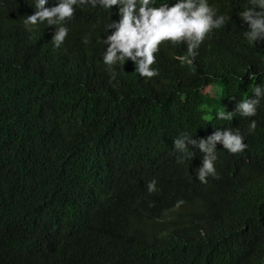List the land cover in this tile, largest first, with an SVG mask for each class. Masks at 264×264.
<instances>
[{"label": "trees", "instance_id": "obj_1", "mask_svg": "<svg viewBox=\"0 0 264 264\" xmlns=\"http://www.w3.org/2000/svg\"><path fill=\"white\" fill-rule=\"evenodd\" d=\"M207 2L224 25L192 56L162 44L146 78L103 63L117 7L73 6L54 48L60 25L23 23L36 0H0V264H264V98L254 117L216 118L264 86V40L243 35L249 0ZM216 129L247 148L218 144L201 183L204 154L173 142Z\"/></svg>", "mask_w": 264, "mask_h": 264}, {"label": "clouds", "instance_id": "obj_2", "mask_svg": "<svg viewBox=\"0 0 264 264\" xmlns=\"http://www.w3.org/2000/svg\"><path fill=\"white\" fill-rule=\"evenodd\" d=\"M49 0H36L35 11L26 16L23 23L28 30H32L38 23L45 21L49 26L60 25L55 28L51 42L54 48H59L68 36V28L63 23L74 15L73 6L98 5L106 10L118 8L119 21L107 25V30H112L111 35L104 40L107 50L103 54V63L109 67L118 61L131 60L135 65V72L141 77L152 78L159 73L152 65L156 63V54L160 46L166 42L179 44L188 43V56L194 55V49L204 41L205 37L213 30L222 27L225 16H217L216 10L209 6L207 0H176L169 6L163 2L156 6L154 0H58L55 7L47 8ZM251 7L237 15L240 20L248 25L243 33L250 42L264 40V0H249ZM259 9V11L257 10ZM230 18V17H229ZM181 63H191L186 56H177ZM250 80L257 79L255 73L249 72ZM261 98H264V86H256L254 98L241 100L236 103L234 111H219L216 118L219 120H232L236 113L242 117H254ZM235 100V98H231ZM256 121L249 124V133L256 129ZM174 149L184 152L189 144L198 148L204 154L202 166L198 168L197 179L207 183L209 175H215L214 162L217 160V145H222L231 154L241 153L247 145L239 129H216L206 139L199 141L181 137L174 142ZM194 155V152H193ZM156 181L147 184L149 193L157 191ZM184 202L178 201L176 208Z\"/></svg>", "mask_w": 264, "mask_h": 264}]
</instances>
